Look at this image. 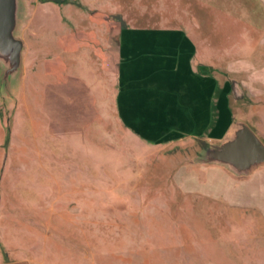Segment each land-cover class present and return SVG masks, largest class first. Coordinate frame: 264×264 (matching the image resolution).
<instances>
[{
	"label": "rangeland",
	"instance_id": "374dc122",
	"mask_svg": "<svg viewBox=\"0 0 264 264\" xmlns=\"http://www.w3.org/2000/svg\"><path fill=\"white\" fill-rule=\"evenodd\" d=\"M54 1L15 0L21 62L0 64V264H264V164L204 162L240 123L264 144V0ZM59 58L93 111L66 151L42 110ZM118 79L179 130L139 141Z\"/></svg>",
	"mask_w": 264,
	"mask_h": 264
},
{
	"label": "crops",
	"instance_id": "0c3cea01",
	"mask_svg": "<svg viewBox=\"0 0 264 264\" xmlns=\"http://www.w3.org/2000/svg\"><path fill=\"white\" fill-rule=\"evenodd\" d=\"M155 44V43H154ZM150 45H153V43H150ZM123 47L121 46L120 50H122ZM151 49V48H150ZM156 50H161L159 47H154ZM177 50V49H176ZM192 54L194 55L196 52V46L192 44L191 48ZM122 53H120L121 55ZM173 54V53H172ZM178 53H175V56L178 57ZM192 59V58H191ZM125 61V59H124ZM192 61V60H191ZM129 64L125 65L128 66ZM58 73L56 74L57 81L56 82H50L45 85L44 87V97H43V104H42V110L46 117V120L48 122L49 126V133L54 136L56 141V144L60 146L61 150L66 151V147L73 146L76 147L78 144V141H75L74 139H82V128L84 123V115L89 114L92 115L93 111L92 108L87 104L88 96V89H87V83L84 79L78 76H71L68 74V67L65 63V60L60 59L58 61ZM50 72L48 71V75ZM52 74H50L51 76ZM176 76L179 75L176 74ZM191 77L189 80L193 81L194 76L190 74ZM175 78V84H169L167 88L171 93H174L175 96L180 91L179 89V81ZM200 79V78H199ZM123 84L121 82V79H118L117 81V87H118V101L117 106L115 107V113H118L119 115L121 113L127 115V119L124 121V123L127 125V130L133 131L134 134L137 135V139L141 142H143L146 146L147 143H153L155 145H161L165 141L161 140V132L165 131L166 133H172L174 130H179V126L177 124H173L170 122V120L162 121L158 123L154 118L152 117H144L146 111H142L140 107H130V105H121V97H130V93H133L131 89L122 87ZM15 85V83H14ZM11 93L9 94V99H16L15 92L17 91V87H13ZM204 87H202L203 89ZM151 92V91H148ZM123 94V95H122ZM129 94V95H128ZM151 100L146 101L145 105L149 104L147 102H150L152 104V98L149 96ZM1 100V98H0ZM179 107V105H177ZM152 107V106H150ZM183 107V106H180ZM153 108V107H152ZM185 108V107H183ZM254 110V108H252ZM27 114L30 115L31 109L28 108ZM95 110V109H94ZM132 110L135 111L132 113ZM144 110V109H143ZM162 110V109H161ZM96 111V110H95ZM150 112L154 113V109H149ZM164 112V111H163ZM162 113V111H161ZM133 114V115H132ZM158 127V128H157ZM193 130L194 127L189 128L188 130ZM251 129V128H250ZM252 130V129H251ZM78 131V134L76 133ZM149 131V133H148ZM155 131V132H154ZM158 136L159 139H151L148 136ZM255 134V133H254ZM3 136V129L1 128V122H0V138ZM142 138V139H140ZM148 138V139H147ZM151 139V140H150ZM259 139V138H258ZM158 140V141H157ZM172 141L168 142V145L171 144ZM166 145V144H165ZM264 145V144H263ZM76 149V148H75ZM57 156H66L68 157L66 152L61 153V151L58 153ZM81 153L75 150V153L69 154V160L70 161H78L82 160ZM1 161V158H0ZM213 167H210L209 170H212ZM222 172V170H219ZM224 175V176H223ZM222 177H225V179L228 178V180L234 182V178L230 175L229 172L226 170L222 172ZM218 198V197H215Z\"/></svg>",
	"mask_w": 264,
	"mask_h": 264
},
{
	"label": "water",
	"instance_id": "95a60500",
	"mask_svg": "<svg viewBox=\"0 0 264 264\" xmlns=\"http://www.w3.org/2000/svg\"><path fill=\"white\" fill-rule=\"evenodd\" d=\"M14 6L15 0H0V64L8 74L18 70L23 48L22 41L13 35L16 23ZM204 162L227 166L238 175L249 173L264 164V145L248 125L240 123L230 138L208 148Z\"/></svg>",
	"mask_w": 264,
	"mask_h": 264
},
{
	"label": "trees",
	"instance_id": "16d2710c",
	"mask_svg": "<svg viewBox=\"0 0 264 264\" xmlns=\"http://www.w3.org/2000/svg\"><path fill=\"white\" fill-rule=\"evenodd\" d=\"M54 2H58V0H55Z\"/></svg>",
	"mask_w": 264,
	"mask_h": 264
}]
</instances>
